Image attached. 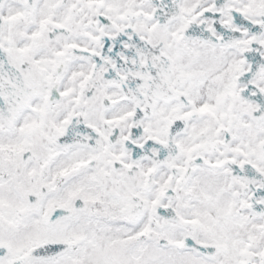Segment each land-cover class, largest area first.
<instances>
[{
    "label": "flooded vegetation",
    "instance_id": "obj_1",
    "mask_svg": "<svg viewBox=\"0 0 264 264\" xmlns=\"http://www.w3.org/2000/svg\"><path fill=\"white\" fill-rule=\"evenodd\" d=\"M143 248L264 264V0H0V264Z\"/></svg>",
    "mask_w": 264,
    "mask_h": 264
},
{
    "label": "rangeland",
    "instance_id": "obj_2",
    "mask_svg": "<svg viewBox=\"0 0 264 264\" xmlns=\"http://www.w3.org/2000/svg\"><path fill=\"white\" fill-rule=\"evenodd\" d=\"M194 195L200 196V189L198 187L196 188ZM188 207L191 211L189 216L198 217L199 212H200V207H201V202H200L199 197H196L194 201L190 202V205ZM186 218H189V217L186 216ZM162 228L165 229L164 238H167L168 240H170L171 243L174 241L177 242V240L182 238L183 229H184V221L180 220V222H177V223L169 222L168 224H166V226L162 225ZM219 229L220 228H216V230H219ZM226 238L230 240L231 235H228ZM27 242H28L27 239L26 240L22 239L20 241V243H24V244ZM17 244L19 243H14L15 246ZM143 249H144L143 257H142V262L140 264H175L176 262L181 263L182 259H184V256L182 254L172 253L171 255H169L168 252L163 254V251H160L159 253L158 251H154V250L151 251V249L149 248L151 251V254L153 255L151 256V255H148L149 253L148 248L147 249L143 248Z\"/></svg>",
    "mask_w": 264,
    "mask_h": 264
},
{
    "label": "water",
    "instance_id": "obj_3",
    "mask_svg": "<svg viewBox=\"0 0 264 264\" xmlns=\"http://www.w3.org/2000/svg\"><path fill=\"white\" fill-rule=\"evenodd\" d=\"M57 246L56 243H45L43 245H40L36 248H32L28 253H27V256L22 258L23 260L25 258H28L30 257V255H34V256H37L39 257V255L45 250V249H51L53 251H55V247Z\"/></svg>",
    "mask_w": 264,
    "mask_h": 264
}]
</instances>
